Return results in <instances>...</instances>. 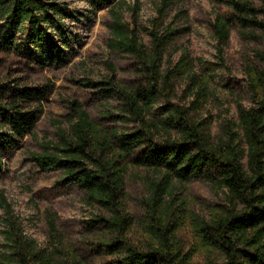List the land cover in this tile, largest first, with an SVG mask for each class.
Segmentation results:
<instances>
[{
  "label": "rangeland",
  "instance_id": "obj_1",
  "mask_svg": "<svg viewBox=\"0 0 264 264\" xmlns=\"http://www.w3.org/2000/svg\"><path fill=\"white\" fill-rule=\"evenodd\" d=\"M56 1L65 3L73 14L63 19L62 34L52 33L56 47L51 40L36 48L18 39V48L0 52V100L6 103L18 89L25 88L36 94L30 101L21 98L22 107L41 109L33 130L2 153L0 242L6 218L12 213L26 234L47 246V217L51 214L62 236L64 257H71L69 264H119L120 252L111 253L106 247L111 232L103 222L93 221L99 215L110 218L111 213L89 204L77 185L61 183L59 171H42L30 158V153L42 152L44 144L58 143L60 130L68 131L69 107L74 100L103 129L126 128L116 117L121 97L114 93L104 98L99 89L86 85L107 78L128 88L145 84L138 59L109 45L115 15L137 34L146 49L152 47V32L162 35L176 30L162 63L163 70H183L174 79L171 100L189 108L194 97L184 93L186 71L202 76L209 97L190 114L193 120L203 122L214 143L226 141L232 131L245 147L240 140L243 133L238 127V105H252L248 75L260 66L256 53L264 50V41L258 32L251 34L249 28L232 25L224 47L225 63L220 64L213 23L217 15L229 13L227 0H115L96 10L83 0ZM249 1L264 8V0ZM202 61L215 64L216 70L206 71ZM154 115L158 116L156 112ZM144 149H136L125 165L121 201L123 214L130 221L128 241L138 248L155 246L157 234L165 229L172 247L190 264H222L223 254L205 240L196 222L222 214L227 207L224 193L205 177L168 182L163 171L134 164L133 159L142 156ZM154 181L164 188L163 206L156 213L149 207Z\"/></svg>",
  "mask_w": 264,
  "mask_h": 264
},
{
  "label": "trees",
  "instance_id": "obj_2",
  "mask_svg": "<svg viewBox=\"0 0 264 264\" xmlns=\"http://www.w3.org/2000/svg\"><path fill=\"white\" fill-rule=\"evenodd\" d=\"M83 1L96 10L115 0ZM226 4L229 13L217 15L213 23L221 65L225 63L224 47L232 25L249 28L251 34L258 32L264 41V8L249 0H227ZM72 15L65 3L56 0H0V52L18 48V39L36 48L51 40L56 47L52 33L62 34L63 19ZM110 27L109 45L138 59L145 84L128 88L107 78L88 81L86 85L99 89L104 98L114 93L121 97L116 117L126 128L103 129L74 100L69 107L68 131L60 130L58 143L44 144L43 151L30 153V158L42 171H59L61 183L77 185L89 204L111 213L110 218L99 215L93 221L103 222L111 232L106 247L111 253L120 252L119 264H190L172 247L165 229L157 234L155 246L138 248L128 241L130 221L123 214L121 201L123 177L127 159L141 147H145L143 154L133 159L134 164L163 171L168 182L205 177L224 193L227 207L222 214L196 222L205 240L223 254L222 264H264V50L256 53L260 66L252 68L248 75L252 105H238V127L243 133L240 140L245 147L232 131L226 141L214 143L203 122L193 120L190 114L209 97L203 77L186 71L184 93L194 97L189 108L171 100L174 79L183 70H163L162 63L176 30L162 35L152 32V47L146 49L117 15ZM18 34L23 36L19 38ZM201 64L206 71L216 70L213 63ZM109 67L115 70L111 62ZM35 94L18 89L8 102L0 100V173L4 171L2 153L35 126L41 109L25 110L19 102L21 98L30 101ZM152 188L149 207L156 213L163 206L164 188L156 181ZM6 206L10 211L9 204ZM47 222L49 243L41 246L9 213L0 242V264H69L71 257H64L62 236L51 214Z\"/></svg>",
  "mask_w": 264,
  "mask_h": 264
}]
</instances>
